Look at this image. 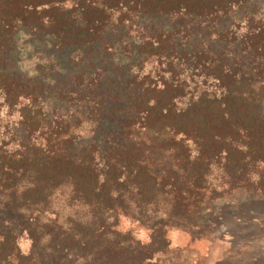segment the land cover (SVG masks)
Wrapping results in <instances>:
<instances>
[{"label":"trees","instance_id":"obj_1","mask_svg":"<svg viewBox=\"0 0 264 264\" xmlns=\"http://www.w3.org/2000/svg\"><path fill=\"white\" fill-rule=\"evenodd\" d=\"M238 191L264 198V0H0V264H151Z\"/></svg>","mask_w":264,"mask_h":264},{"label":"rangeland","instance_id":"obj_2","mask_svg":"<svg viewBox=\"0 0 264 264\" xmlns=\"http://www.w3.org/2000/svg\"><path fill=\"white\" fill-rule=\"evenodd\" d=\"M41 48L33 47L26 57L46 56L44 47ZM33 62L26 64L30 67ZM215 210L203 218L215 222L211 236L194 238L189 233L171 231L174 244L182 248L173 244L167 252L151 258V264H264V198L238 191L216 203ZM122 225L141 229L127 219H123Z\"/></svg>","mask_w":264,"mask_h":264}]
</instances>
